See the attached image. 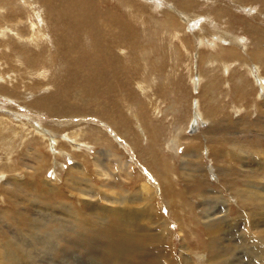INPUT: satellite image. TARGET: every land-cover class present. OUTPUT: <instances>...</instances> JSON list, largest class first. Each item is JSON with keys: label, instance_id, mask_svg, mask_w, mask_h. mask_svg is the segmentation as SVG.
<instances>
[{"label": "rangeland", "instance_id": "1", "mask_svg": "<svg viewBox=\"0 0 264 264\" xmlns=\"http://www.w3.org/2000/svg\"><path fill=\"white\" fill-rule=\"evenodd\" d=\"M0 2V21L36 29L27 43L0 35V264H161L170 248L171 264H216L218 228L232 264H248L242 209L264 229V201L229 211L235 232L205 224L229 189L264 182L218 161L264 163V0ZM81 210L93 227L78 235ZM42 225L50 242L34 238Z\"/></svg>", "mask_w": 264, "mask_h": 264}, {"label": "bare ground", "instance_id": "2", "mask_svg": "<svg viewBox=\"0 0 264 264\" xmlns=\"http://www.w3.org/2000/svg\"><path fill=\"white\" fill-rule=\"evenodd\" d=\"M13 2H14V4L16 5V6H18L19 5V0H12ZM28 1V0H27ZM1 3V2H0ZM5 3V2H4ZM9 3V2H8ZM8 3L7 4H4V6L3 5H0V8L2 7V9H4L5 11H6V9L8 8L7 7V5H8ZM22 8H25V7H23V6H21ZM27 9V12L28 13H30V11H31V7H28V8H26ZM220 13V12H219ZM218 13V14H219ZM2 15V13L0 12V16ZM29 16V19L31 18V14H29L28 15ZM18 21V20H17ZM17 21H15V22H11L10 20L8 21V22H3V21H0V25H1V28H0V35H8V32H12V31H16V34H14L15 36H17V39L19 40V41H24L25 43H27L28 41L30 42V41H34V39L36 38V29L34 28V25H33V23H31V22H29V24H28V21H27V24H28V30H29V32H28V34H27V36L26 37H24V36H21L17 31H18V27H16L15 25H16V23H17ZM188 22V21H187ZM41 23L42 24H44V22L43 21H41ZM45 25L46 24H44V27L42 28V26L40 27V31L42 32V29L45 31ZM179 25V24H178ZM47 27V26H46ZM178 27V26H177ZM16 28V29H15ZM48 30L46 29V32H47ZM48 35H49V33H48ZM48 35L45 33V38H47V39H43L42 41L43 42H46L48 39H49V37H48ZM257 41H259V42H263L262 41V39L261 38H259ZM225 42V41H224ZM0 45H2L3 46V44L2 43H0ZM209 45H211L210 43H209ZM259 54L260 55H262V54H264V52L263 51H260V45H259ZM43 76V75H42ZM98 77V76H97ZM0 80H4V79H0ZM146 87V86H145ZM148 88V87H147ZM144 89V88H143ZM2 90V89H1ZM146 91V90H145ZM1 92V91H0ZM4 93V92H3ZM8 94V93H7ZM135 120H136V117H135ZM1 122V121H0ZM77 141V135L75 134L70 140H69V142L70 143H73L75 146H73L72 148H75L76 146H78L77 144H75V142ZM76 149H78V148H76ZM228 150V149H227ZM223 153H225V151L224 150H222V149H213V154L211 153V156H213V157H215L216 158V156H219L220 154H223ZM73 154V153H72ZM229 154L231 155L230 157H228V158H226V159H219L218 161L220 162V163H227V164H229V162H232L234 159L235 160H237L238 162L239 161H242V164H243V166H241L240 165V168H242V169H244L243 170V172H242V174H243V176L244 177H247V179L249 178V179H251L252 177H254V176H249L248 174H250V175H252V174H254L255 172H257V171H261L262 173H264V163H259L260 165H257L256 167L257 168H254L253 166H252V164H251V161H247V162H245V160H244V158H242V157H240V156H235V153L233 152V151H231V150H229ZM249 159V158H248ZM215 160H217V159H215ZM226 160H228V161H226ZM0 161H1V159H0ZM223 165V164H222ZM217 166V165H216ZM221 166V165H220ZM224 166H225V164H224ZM246 168L249 170V171H246ZM259 177H261L262 175H258ZM263 176H264V174H263ZM262 176V177H263ZM241 178V177H240ZM243 178V177H242ZM255 178H256V180L254 181V178H253V181H249L248 180V185L246 184V189L247 190H245V191H242V190H238V189H229L230 190V194H227V195H225V198L224 199H217L216 200V202L215 201H213V205H216V208H223V209H225V211H223V212H220V213H222L223 214V216H220V217H218V218H215L216 216H214L213 214L210 216V217H208L207 219H210V223H207V224H205L206 225V228H207V230L209 231V230H212L214 227H212V228H210L209 226H211L212 224H214L215 225V222L216 221H218V222H220V221H225V219H226V221L227 222H223L224 224H228V228L230 229V230H232L233 229V231L232 232H235L234 230H237V225H234V223L232 222L231 224H230V221H228V219L230 218V215H229V211H231L232 209H233V207L235 208V207H240V206H243V203L242 202H244L245 204H252L253 205V207H255V205H256V203H258V202H263L264 200H261L260 198H259V195H261V194H264V182H259V181H257V176L255 175ZM244 181H245V179H243ZM247 182V181H246ZM244 186V185H243ZM230 188V187H229ZM57 190V189H56ZM58 191V190H57ZM72 192V191H71ZM216 193H217V195H220L221 193H223L222 191H216ZM225 193V192H224ZM226 194V193H225ZM244 195V196H243ZM70 197H73V195L71 194L70 195ZM235 199H237V201L235 200ZM236 201V202H235ZM262 208V205L260 204L259 205V209H261ZM67 209V208H66ZM221 210V209H220ZM56 211V210H55ZM242 211H245V214H247L248 216L247 217H251V218H249V222H250V226L248 225V227L249 228H247L246 230L247 231H249V233H251L250 235H251V237H246V241L245 242H248V243H244V241L242 240V245H243V251H244V254H246L247 255V259L250 261L249 263L250 264H264V237H262L263 235H264V229H259V226H258V228H256L255 226H254V224H257V223H259V222H261V223H263V218L261 217V215H259V214H257L255 211L256 210H253L252 209V211L251 212H248V211H246L245 209H242ZM75 214H77L75 217H76V220H77V224H72V225H75L76 226V228H75V230H74V232H75V234H83L84 233V231H86L87 229H91L93 226H92V224H90V222H89V218H90V216L88 215V214H86V212H84V210L82 211H77V212H74ZM126 213V212H125ZM144 213H145V211H144ZM112 214H113V212H112ZM130 214V213H129ZM91 215V214H90ZM122 212H116L115 211V217L117 218V219H119V220H122L121 219V217H122ZM216 215V214H215ZM54 216V215H53ZM114 216V215H113ZM95 219V218H94ZM125 220H127V219H125ZM70 221H71V219H70ZM96 221H97V219H96ZM71 224V223H70ZM223 225V224H222ZM231 225H233V227H232V229H231ZM43 226V228L42 227H40V229H42V230H44V236L41 238V237H38V236H35L34 238L35 239H38V241H43V240H45V241H48V242H50L51 241V236L52 235H49L50 233V230H52V226H46V225H42ZM218 226H219V224H218ZM72 228V227H71ZM46 229V230H45ZM122 229V228H121ZM227 229V228H226ZM123 230V229H122ZM214 230V229H213ZM212 230V231H213ZM3 231V230H2ZM224 231V229H219L218 228V230H216L214 233H211L210 234V232L208 233V243L209 244H206L207 246L206 247H209V248H212V247H214L216 244H218V246H215L214 248H212V249H214V251H216V249L217 250H221V252H219V254H217V257H212V261L214 262V261H216L215 263L216 264H232L233 263V261H235V259H236V256H237V253H236V249H230V250H225V247L227 246V245H224V244H222L221 242H218L219 240H220V238H221V235H219V236H217L218 234H222V232ZM124 231H122L121 233H123ZM228 233H229V230H228ZM88 234V233H87ZM91 235H92V233H91ZM126 235V234H125ZM224 234H222V236H223ZM52 237H54V236H52ZM89 237V236H88ZM127 237H130V238H136L137 237V235L136 234H131L130 233V235H127ZM148 238V237H147ZM47 239V240H46ZM91 239V238H90ZM149 239V238H148ZM150 240V239H149ZM90 241V240H89ZM154 241H156V239L154 238ZM210 241V242H209ZM222 241V240H221ZM227 241V240H226ZM235 241V240H234ZM14 243V242H13ZM233 243V242H232ZM8 244V243H7ZM13 245V244H12ZM247 245H250V246H247ZM19 246V245H18ZM170 247H171V245H170ZM169 247V248H170ZM228 247V246H227ZM19 249V248H18ZM181 249H182V251L180 252L181 253V256H186V259L188 260L189 258H191V256H189V255H187L183 250H185V251H187V252H190L191 253V250L192 249H189V248H184L183 246L181 247ZM208 249V248H207ZM172 251V252H171ZM161 249L160 248H158V253L160 254V255H162L161 254ZM163 252H164V249H163ZM169 252H171V257L168 259V260H162L161 261V264H171V262H172V260L173 259H175L176 258V256H175V252L173 251V249L171 250V248H170V251ZM241 252H242V250H241ZM260 252L262 253V255L260 254ZM41 254V253H40ZM168 254V253H167ZM226 255H231L232 256V258H229V257H226ZM204 256V255H203ZM214 256H216V255H214ZM233 257H235V259H233ZM261 257H263L262 258V260H261ZM209 259V258H208ZM231 259H233V261L231 260ZM207 260V259H206ZM207 262V261H206ZM248 263V264H249Z\"/></svg>", "mask_w": 264, "mask_h": 264}, {"label": "flooded vegetation", "instance_id": "3", "mask_svg": "<svg viewBox=\"0 0 264 264\" xmlns=\"http://www.w3.org/2000/svg\"><path fill=\"white\" fill-rule=\"evenodd\" d=\"M262 49H264V45L262 46ZM253 61H254V63L262 62V60H253ZM223 62H226V61L224 60ZM226 63L229 64L230 66H232V64H230V63H228V62H226ZM239 66H240V65H239ZM254 78H255V80H256L257 82H260V83H263V82H264V78H263V76L260 75V74H256V75L254 76ZM199 107H200V102L195 101L194 109H195V110L197 109V111H198ZM192 122H193V121H192ZM193 123H194V122H193ZM194 124H195V123H194ZM176 147H177V144H176Z\"/></svg>", "mask_w": 264, "mask_h": 264}, {"label": "crops", "instance_id": "4", "mask_svg": "<svg viewBox=\"0 0 264 264\" xmlns=\"http://www.w3.org/2000/svg\"><path fill=\"white\" fill-rule=\"evenodd\" d=\"M261 88H262V87H259L260 90H261ZM253 106H254V105H253ZM260 114H261V113H260ZM261 116H263V118H264V115L261 114Z\"/></svg>", "mask_w": 264, "mask_h": 264}]
</instances>
